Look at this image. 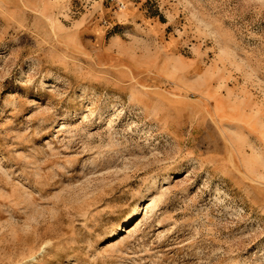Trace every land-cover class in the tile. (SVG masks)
Segmentation results:
<instances>
[{
    "label": "rangeland",
    "instance_id": "374dc122",
    "mask_svg": "<svg viewBox=\"0 0 264 264\" xmlns=\"http://www.w3.org/2000/svg\"><path fill=\"white\" fill-rule=\"evenodd\" d=\"M0 264H264V0H0Z\"/></svg>",
    "mask_w": 264,
    "mask_h": 264
},
{
    "label": "bare ground",
    "instance_id": "6f19581e",
    "mask_svg": "<svg viewBox=\"0 0 264 264\" xmlns=\"http://www.w3.org/2000/svg\"><path fill=\"white\" fill-rule=\"evenodd\" d=\"M145 204H146V201H143L142 203H140L132 212H130L128 214V217H126L125 219H123L122 225H117L115 227V229L110 233V234L113 235L112 236L113 238L117 236V234H114V231L116 230V228H117L118 232H121L124 227L129 226V225L132 224V222H133L132 220L135 217H137V216L139 217L143 213Z\"/></svg>",
    "mask_w": 264,
    "mask_h": 264
}]
</instances>
